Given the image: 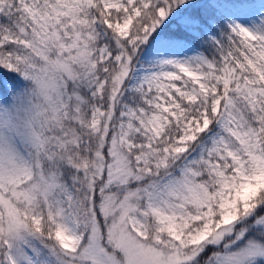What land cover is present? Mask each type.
I'll list each match as a JSON object with an SVG mask.
<instances>
[{"label":"rangeland","instance_id":"rangeland-1","mask_svg":"<svg viewBox=\"0 0 264 264\" xmlns=\"http://www.w3.org/2000/svg\"><path fill=\"white\" fill-rule=\"evenodd\" d=\"M97 2L0 0V264H264V0Z\"/></svg>","mask_w":264,"mask_h":264},{"label":"trees","instance_id":"trees-1","mask_svg":"<svg viewBox=\"0 0 264 264\" xmlns=\"http://www.w3.org/2000/svg\"><path fill=\"white\" fill-rule=\"evenodd\" d=\"M87 1L89 3H92V4H96L98 7V8H96V10H98V12H100V14H101L100 4L97 2V0H87ZM155 1L157 4H161V5L166 4L167 5L168 16L170 17V20H167L165 22L164 26L166 27V30L168 33H170L171 35L179 36V37H187L188 32L177 22V19L174 18L175 17L174 14H176L178 12V8L189 10L191 12H194L198 16L199 15L201 16V14H205L204 16H209L211 14L209 0H177V2L171 1L170 3L166 2V0H155ZM162 2L164 4H162ZM19 13H20L19 9H16L15 11H5L4 13L0 14L1 23H2V25H5V24L9 25L15 36L25 37V38L29 39L31 41V43L33 44L32 47L36 48L34 45L35 44L34 40H33L34 37L31 33L30 29L26 26V24L23 21H21V19L19 17ZM151 13H156L155 8L152 10ZM172 22L177 23V26L176 27L172 26L171 25ZM222 39H223L224 46L233 47L237 44V42H235V41L232 42L231 39H228L226 37H223ZM15 44H16L15 42H10L7 45H5L4 47H1L0 50L1 51H5V50L14 51L15 50ZM124 49L131 50V48L129 46H126V45L124 46ZM219 66L221 67L220 64H219ZM4 74L7 76H12L10 71L7 70V67L4 66V63L0 62V77ZM0 88H3V84L1 81H0ZM83 110H84L83 105H77V107L75 108V113H76L75 118H73L72 121H70L68 126L71 127L73 135H81V134L88 133L90 138L93 139L91 132L88 129H85L80 125V123L85 120V119L80 118L83 114L82 113ZM68 166L69 165L64 166L67 168L66 170L68 171L65 174H66V177L70 178L71 177V173H70L71 168ZM61 169L63 171L65 170V168H61ZM2 239H3V234H2V231L0 229V244L2 243ZM40 241L43 244H45V246H47V245L52 246L54 244L57 245V242H56L55 236H54V225H53V223L50 220L48 215H45L44 220H43V225H42L41 230H40Z\"/></svg>","mask_w":264,"mask_h":264}]
</instances>
